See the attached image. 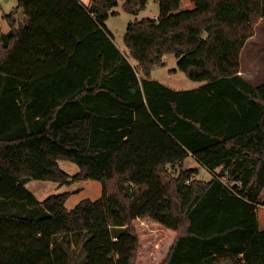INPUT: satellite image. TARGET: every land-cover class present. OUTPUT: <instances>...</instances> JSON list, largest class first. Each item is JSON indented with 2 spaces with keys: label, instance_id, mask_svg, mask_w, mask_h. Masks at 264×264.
Returning <instances> with one entry per match:
<instances>
[{
  "label": "trees",
  "instance_id": "obj_1",
  "mask_svg": "<svg viewBox=\"0 0 264 264\" xmlns=\"http://www.w3.org/2000/svg\"><path fill=\"white\" fill-rule=\"evenodd\" d=\"M154 1L155 19L127 24L129 55L105 24L119 0H17L7 17L0 201L28 212H0V264H264V82L239 74L264 0ZM167 54L201 85L151 78ZM189 157L213 178H195ZM59 159L78 165L72 179L101 182L100 197L38 200L23 181L67 182ZM153 228L164 236L150 255Z\"/></svg>",
  "mask_w": 264,
  "mask_h": 264
},
{
  "label": "rangeland",
  "instance_id": "obj_2",
  "mask_svg": "<svg viewBox=\"0 0 264 264\" xmlns=\"http://www.w3.org/2000/svg\"><path fill=\"white\" fill-rule=\"evenodd\" d=\"M86 6L89 0H80ZM122 0L114 7L118 11L117 14L109 15L105 20L106 27L111 32L114 43L125 55L128 49L123 42V36L126 32L127 24L130 21L140 20L144 17L157 16L158 4L154 0H148L144 9L137 14L128 13L121 8ZM191 0H182L181 6L192 7ZM17 7V0H0V31L7 33L10 30V24L7 17L14 13ZM17 16V14H16ZM131 63L136 62L129 57ZM165 64L163 66H155L151 70V78L158 80L163 85L173 89H188L201 82L189 79L185 73L177 69V58L173 54L164 56ZM175 69V70H172ZM239 74L252 85H258L264 82V17L261 18L254 27V35L251 36L244 44L240 52V71ZM58 166L61 170L68 174L67 182L60 183L53 180H40L26 178L23 184L28 188L38 200H43L49 195L67 193L65 205L67 208L74 207L80 200L89 198L95 200L101 195V182L93 179H72L78 173L79 167L76 163L69 159H59ZM185 167H194L197 169L195 178L201 180H210L214 173L209 169L201 166L194 158L189 157L185 161ZM1 204V201H0ZM0 212H9L15 214H26L28 211L21 203L7 201L0 205ZM148 221L143 223L148 224ZM164 236V231L160 228H153L149 234L148 249L150 255L158 249V242ZM159 257L157 256L156 260ZM139 264H145L142 258ZM151 264V263H149ZM215 264H240L237 258H217Z\"/></svg>",
  "mask_w": 264,
  "mask_h": 264
},
{
  "label": "water",
  "instance_id": "obj_3",
  "mask_svg": "<svg viewBox=\"0 0 264 264\" xmlns=\"http://www.w3.org/2000/svg\"><path fill=\"white\" fill-rule=\"evenodd\" d=\"M23 18V13H22V10L20 9L18 12H17V19L18 20H21Z\"/></svg>",
  "mask_w": 264,
  "mask_h": 264
},
{
  "label": "crops",
  "instance_id": "obj_4",
  "mask_svg": "<svg viewBox=\"0 0 264 264\" xmlns=\"http://www.w3.org/2000/svg\"><path fill=\"white\" fill-rule=\"evenodd\" d=\"M89 4H90V0H89ZM154 79V78H153ZM201 85V83L200 84H198V85H195V86H193V87H190V88H188V89H191V88H197V87H199ZM189 168V167H188Z\"/></svg>",
  "mask_w": 264,
  "mask_h": 264
},
{
  "label": "built area",
  "instance_id": "obj_5",
  "mask_svg": "<svg viewBox=\"0 0 264 264\" xmlns=\"http://www.w3.org/2000/svg\"><path fill=\"white\" fill-rule=\"evenodd\" d=\"M157 16L155 15V16H153V18L155 19Z\"/></svg>",
  "mask_w": 264,
  "mask_h": 264
}]
</instances>
